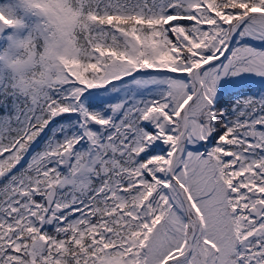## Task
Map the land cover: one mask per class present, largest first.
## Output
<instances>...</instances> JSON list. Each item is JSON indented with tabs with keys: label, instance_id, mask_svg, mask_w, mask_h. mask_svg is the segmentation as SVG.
Masks as SVG:
<instances>
[{
	"label": "snow or ice",
	"instance_id": "6c2138e0",
	"mask_svg": "<svg viewBox=\"0 0 264 264\" xmlns=\"http://www.w3.org/2000/svg\"><path fill=\"white\" fill-rule=\"evenodd\" d=\"M244 74L264 0L0 2V264H264V96L218 106Z\"/></svg>",
	"mask_w": 264,
	"mask_h": 264
},
{
	"label": "trees",
	"instance_id": "16d2710c",
	"mask_svg": "<svg viewBox=\"0 0 264 264\" xmlns=\"http://www.w3.org/2000/svg\"><path fill=\"white\" fill-rule=\"evenodd\" d=\"M3 2V0H0ZM258 43V41H252V43ZM126 87V86H125ZM95 91V90H93ZM124 92L119 94L113 90L110 92H100L99 95L93 97V102L103 107L106 104L113 103L118 97L124 96ZM219 99V107H229L238 97L241 96H264V81L259 84H251L241 80H236L233 78H225L220 84V90L217 93ZM55 125H53V128ZM52 134L51 130H46L42 133L37 141L29 149L28 155L31 156L32 153L39 151L44 142L47 140L48 136Z\"/></svg>",
	"mask_w": 264,
	"mask_h": 264
},
{
	"label": "rangeland",
	"instance_id": "374dc122",
	"mask_svg": "<svg viewBox=\"0 0 264 264\" xmlns=\"http://www.w3.org/2000/svg\"><path fill=\"white\" fill-rule=\"evenodd\" d=\"M232 77H233V79H236V80H241V81L246 80V82H251V81H256L257 82L258 80H261V79L264 80V78H261V77H258V76H252L250 74H244L242 76H232Z\"/></svg>",
	"mask_w": 264,
	"mask_h": 264
}]
</instances>
